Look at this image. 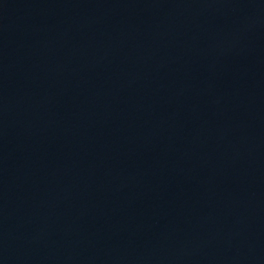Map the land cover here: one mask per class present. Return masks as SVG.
<instances>
[{
  "label": "water",
  "instance_id": "water-1",
  "mask_svg": "<svg viewBox=\"0 0 264 264\" xmlns=\"http://www.w3.org/2000/svg\"><path fill=\"white\" fill-rule=\"evenodd\" d=\"M0 264H264V0H0Z\"/></svg>",
  "mask_w": 264,
  "mask_h": 264
}]
</instances>
